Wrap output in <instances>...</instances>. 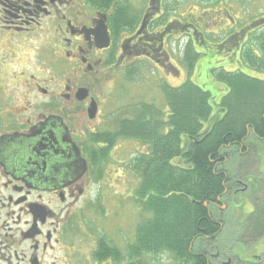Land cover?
<instances>
[{
	"label": "flooded vegetation",
	"instance_id": "obj_1",
	"mask_svg": "<svg viewBox=\"0 0 264 264\" xmlns=\"http://www.w3.org/2000/svg\"><path fill=\"white\" fill-rule=\"evenodd\" d=\"M135 1L0 0V264H111L79 225L108 203L90 123L128 73L167 72L204 42L191 0Z\"/></svg>",
	"mask_w": 264,
	"mask_h": 264
},
{
	"label": "trees",
	"instance_id": "obj_2",
	"mask_svg": "<svg viewBox=\"0 0 264 264\" xmlns=\"http://www.w3.org/2000/svg\"><path fill=\"white\" fill-rule=\"evenodd\" d=\"M212 20L217 22L214 16L207 24ZM232 40L215 46L219 51L215 54L230 50ZM250 41L243 47L240 61L264 72V31L255 37L259 53ZM195 46L188 44L184 57L192 69L201 56ZM211 71V76L228 88L219 104L221 116L213 115L214 96L204 87L209 82L202 79L205 83L199 85L188 79L176 87L163 85L167 111L154 103L136 104L113 130L93 137L101 147L97 153L103 156L120 138L148 145V151L136 155L130 165L140 176L134 199L142 215L135 241L128 245V264H150L146 256L162 253H168L176 264H215L199 246L213 244L224 229L221 204L232 187L227 168L232 160L230 150L246 155L250 139L264 141V80L241 69ZM177 159L185 166L175 163ZM258 211L250 219L251 238L264 235V204ZM121 253L104 236L95 257L119 260Z\"/></svg>",
	"mask_w": 264,
	"mask_h": 264
},
{
	"label": "rangeland",
	"instance_id": "obj_3",
	"mask_svg": "<svg viewBox=\"0 0 264 264\" xmlns=\"http://www.w3.org/2000/svg\"><path fill=\"white\" fill-rule=\"evenodd\" d=\"M247 1L250 5H254L253 7H251V14L253 16L261 15V17L264 18V0H254L253 2H251L252 0ZM135 2V0H130V3L133 7H135ZM230 5V8L233 9L234 7L235 13L239 15L237 6L231 3ZM238 8L242 10L240 6ZM129 9L133 10L130 5ZM191 9L198 15L208 16L206 20L201 19L196 22L194 21L195 24L192 26V29H196L198 25H202L209 22V14L206 13L207 9L199 7V3L197 1H193ZM242 12L244 14L245 12H247V10L243 9ZM212 13V17L215 16L217 22H215V20H212L209 26L206 28L216 31V29L221 28V24H218L219 18L229 19V17L224 11H222V13L212 11ZM238 26L239 24L236 23L234 28ZM206 28L204 27L203 30ZM179 36L180 34L178 35V37ZM206 37V44H200L199 46H195V48H197L196 50L198 52H201V56L194 66V71L192 68L188 67L184 61L181 60L178 61V63H175L178 69H174L171 66L167 72L163 71L166 76L161 74V71L158 70L156 67L154 69H149L148 71L144 70L138 72V79L136 81L125 79L120 82L119 86L117 84L116 87L112 89L113 94L111 96V102H109V106L107 108L109 115L106 117V119H112V122H114L116 118L121 117L117 115H123L119 113L132 110L134 105H136L137 103H154L157 105V107L161 109L163 108V104L165 103V96L161 87L163 83H167L171 86H178L188 79H191L199 85H203L205 83L202 81V79L204 81L209 82V84L204 87L206 89L211 90L214 96L212 101L213 115L221 116L223 112L221 111V107L219 106V104L221 98L227 94L228 88L223 82L220 81H217L218 84H215V86L213 85V83H215V80H209V77L211 76V74H213V72L211 71L212 68L223 67L226 70L230 71L235 69H241L244 73L249 76L264 80L263 71L256 70L250 66L243 64L241 61L236 59V57L234 59V62L235 64H237V67L235 69H231L229 67V65L231 64V59H226L227 61L225 60V63L228 64L227 66H225V63L223 61L225 57L214 55V53L217 51L215 47V39L222 38V35H219L217 32H214L213 34L206 33ZM234 44V42L231 43L229 45L230 48H234ZM171 53L173 54L172 51ZM228 60L230 61L228 62ZM106 123L100 120H95L90 124L94 126V128L104 129L108 127L105 126ZM184 141H186V139H184ZM263 150L264 142H258L254 140L250 150L251 153L247 157L238 156L235 151L231 152L232 160L227 163V167L228 172L233 180L232 183L244 181L247 184L249 183V176L255 177L257 179L262 176V172L258 170V166L261 162V159L264 160L263 158L260 159V157L264 156ZM147 151V145L140 142L138 139L126 138L118 140L116 146L112 150V159L109 162L108 173L105 177L104 184L106 185L105 188L108 190L105 196L109 194V192L114 191L120 196V199L124 201L123 204H125L118 221H121L122 224L126 223L125 228L123 230V233L126 235V246L123 242V237L120 234H118L116 237H118L117 243L120 244L121 247H125L126 249H128L129 244H132L135 241L136 227L137 224L141 221L142 215V212H140V208L138 207L136 201L133 199L134 191L140 182V176H138L135 171L130 167V165L132 164L131 158H134L137 154L146 153ZM252 186L253 188L257 187L255 183H252ZM258 190L260 191L258 193V197H264V186L259 185ZM235 197L237 198L235 199ZM235 197L233 205L232 202L228 201L225 207H223V215L227 217V225L225 226L222 234L219 236L218 243L215 244L213 247H210L209 252L215 253L214 255L216 258H214V260L216 261H219V259L224 260L225 257L222 254L226 252L227 255L231 258V264H248L251 262L252 256H254L255 254H262L264 252V237L252 243L251 246H247L250 243V238L248 233L245 232L243 240L237 241L240 237L239 233L242 231L241 226L243 225L242 222L244 218L246 219V216L253 212L250 201V199L252 200L253 195L252 192L249 190L247 193H244L243 195L237 194ZM109 198H112V196H110ZM240 205L241 207L239 208ZM232 208L235 210H233ZM241 208L243 209V211ZM95 211L98 212V210ZM99 212L103 214L102 211L99 210ZM241 212H243L244 214L240 218ZM232 213L235 216H233ZM106 215L108 218L104 216H99L96 218V220H101L100 223L104 225L102 226L99 222H97L96 228H92L93 226L90 223H87V217L84 216L80 219L79 225L81 229L86 233L87 244L88 242H90V244H93L94 236H96L99 232H107V228L108 231L112 233V237H114L113 231L115 222L111 223V219L109 218L110 209L108 206L106 208ZM236 220H238V223L240 225L237 223ZM205 243L207 244V242ZM205 249L208 250L207 246L205 247ZM234 250L236 251L237 257L241 260L239 263L237 262L238 260L234 253ZM216 252H219L220 255L218 256ZM146 260L150 264L177 263L168 253L159 254L157 256L148 255L146 256Z\"/></svg>",
	"mask_w": 264,
	"mask_h": 264
}]
</instances>
